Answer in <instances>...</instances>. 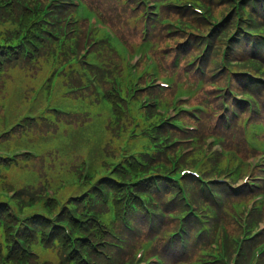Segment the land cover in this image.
I'll use <instances>...</instances> for the list:
<instances>
[{"label": "rangeland", "instance_id": "rangeland-1", "mask_svg": "<svg viewBox=\"0 0 264 264\" xmlns=\"http://www.w3.org/2000/svg\"><path fill=\"white\" fill-rule=\"evenodd\" d=\"M92 2L93 6L97 7L98 4H102V1L104 2L103 6L101 8H105V4L109 3V0H89ZM186 1V0H185ZM234 1V0H232ZM232 1L230 2L229 6L227 7H222V3L220 1H217L216 3L210 4L211 6V12L214 16L220 17L227 9L231 7ZM130 13L128 10H124L123 12H119L116 21L119 26H121L124 29L125 35L133 42L138 43L142 36L139 33L135 32H130L128 31L127 27L130 26V22H128ZM187 23H190L193 25V27L199 28V29H204L205 31L209 29V23L205 19H201V15L197 13L193 7H191V14L188 15L187 20L185 21ZM94 23V22H93ZM125 24V27L123 26ZM99 28L102 26L105 27V30L107 33H109V29L106 28V26L103 25L102 22H99L97 24ZM17 26L12 25L11 27V33L14 34L16 32ZM188 36L186 34L185 36L180 34L179 38L177 40H169L168 36L163 35L161 42L163 44V49H166L168 46H173L175 47L179 41H181V38ZM190 38V36L188 37ZM225 36H220L217 33L216 36V45L218 46L219 50L224 47V41ZM116 44L121 47V51L124 54L126 58L133 64L134 62L137 61V59L140 58H145L150 65L153 64V59L149 55V53H145L144 51H137L135 49H124L123 48V43L119 42V40H116ZM198 51V50H197ZM167 51H165L163 54H165ZM175 51H171L168 53V62L172 61ZM195 55V54H194ZM194 55H186V58L182 62V65L185 67L191 59H193ZM106 66L108 67L109 65H112L111 72H114L115 70L117 73L122 72L121 67L117 66V62H114L111 59L106 58L105 59ZM20 65V63H19ZM30 66H11L6 74L3 76H0V83L3 87L2 93L0 94V107H2V104L5 103L7 105V112L13 111L14 114H19V115H24L32 110L31 107V99L33 97V100H35V96H40L43 93V91L40 93V95L37 94V91H39L42 86V83L45 82V79H51L52 75V69L49 64V60H41L39 61L38 64H33V66L29 69ZM33 70V71H32ZM9 74V76L7 75ZM56 81L60 76L55 77ZM61 90L58 92V94H53V91L47 92L49 100H46L45 102L40 103V105L37 107L36 105H33V115L36 116L33 121H31L32 125H40L41 127L38 129H35V133L33 134L29 133L27 129L28 127L24 128L23 131L16 134L11 135V138L7 140L6 142H3L2 145H0L1 148H5V145L10 149L12 147L16 146H23L28 145V146H33V150L40 152L37 156L33 157V160H28L26 162L20 161V166L23 167L24 169L29 171H33L34 168L39 170L40 172V179L38 180L40 183H37L38 187H42L45 185V182L50 181L51 184L50 186L53 188L54 192L57 195H64L65 197H68L75 189L76 187L74 186L76 173L78 172V167L79 165L83 164L84 161V156L78 155L72 157L70 159V162H65L63 158L60 156V153L54 149V144H62L66 147L67 151L69 154H77L79 153L84 147L89 146V141H92L91 144L95 141L96 137L100 138V140H97L93 144L92 152L91 154H96L99 151L100 148V143L102 139V134H103V121H104V116L106 112V107L102 103L97 106L96 111L93 112L91 120L83 127L80 128H69L67 134H58L56 136H52L51 141L49 138L43 139L40 136H38L39 130L41 129V133L43 134L45 131L46 133L49 132H54L57 133L55 126H59L60 123H67V126H69L70 121L67 120V116L64 115L63 113H56L52 110V106L54 104H65L67 107L71 110H86L87 105L84 101L82 100H76L78 98L82 97H88L92 95L91 93L80 95L77 97V95H68L70 99H63L65 97L66 91L69 87H76L77 84L74 83V74L70 70H66L63 75H61ZM55 83V82H54ZM70 84V85H69ZM192 87H189L190 89ZM53 90V88H51ZM16 91V95L14 96V93ZM205 96H208L209 98L213 97V94L208 90L203 93ZM61 97V99H60ZM72 99V100H71ZM104 100V98H101ZM112 101H115L116 98L113 96L111 98ZM202 100L205 101H210L207 100L206 98L202 97L197 100V103L200 104L203 102ZM54 101V102H53ZM211 102L215 103L214 100ZM215 105V104H214ZM12 108V110L10 109ZM22 112V113H21ZM98 113L102 114V116H98ZM42 115L43 118L40 116ZM44 115H47L49 117V120L51 122H44L46 118H44ZM88 115V114H87ZM72 116H76V114H72ZM248 116V114L246 115ZM245 116V117H246ZM117 118H115V121H119L120 124H116L115 122L109 120V123L107 125V131L110 133V137H108V144H106L107 150L106 153L109 154L114 150L115 153H119L121 147L126 143L127 136L130 135L131 129H132V120L128 117H123L120 115L119 112H117ZM174 118H176L174 116ZM20 119V118H16ZM72 125L78 126V125H83L88 121V118L80 115L78 117H72ZM57 121V122H56ZM215 121V120H214ZM55 122V123H52ZM168 124L165 125V127H170L171 125L169 124L170 121L167 122ZM241 123V122H238ZM53 126L54 129L49 130L48 126ZM123 125L129 128L127 131V135L125 136L122 130ZM66 127V126H65ZM173 130V127H171ZM2 129V127H1ZM125 130V132H126ZM217 132H223V133H218L217 137L222 141V143H231V147H234L235 149H242L243 145L241 142H238V137L237 133L235 130L231 132V130L226 129L223 131H217ZM205 133V130L203 129V133ZM215 134L214 132H212ZM25 137L24 139H21L22 137ZM90 144V145H91ZM47 146H50V148H47ZM19 148H14L12 150H17ZM207 154H209V159L208 162L209 164L207 165V172L206 175L208 176H217L216 172L211 169V163L217 161L220 166H223L227 163L228 160H233V167L235 166L236 162H240V160L235 157V156H220V148L218 145L212 146L209 145L206 148ZM198 157H201L202 154L198 153ZM20 158L26 159L25 157H17L19 160ZM22 160V159H21ZM189 165H192L195 161H192L191 157L188 158L186 161ZM75 164V165H74ZM247 168V162H245ZM24 169H18L17 167H12L10 171L8 172L7 176V181L11 183L14 187L15 185L17 188H27L31 183L30 181L24 182L25 177L24 176ZM5 177V175H4ZM64 178H67L69 183L68 189H63V187L60 186V183ZM16 181H15V180ZM31 186V185H30ZM16 188V187H15ZM31 189L29 193H33V188L28 187ZM62 188V189H61ZM59 197V196H58ZM51 254L48 256L52 258L51 263H56V264H62L61 260V252L57 248H51Z\"/></svg>", "mask_w": 264, "mask_h": 264}, {"label": "trees", "instance_id": "trees-1", "mask_svg": "<svg viewBox=\"0 0 264 264\" xmlns=\"http://www.w3.org/2000/svg\"><path fill=\"white\" fill-rule=\"evenodd\" d=\"M150 186L153 188V185H150ZM169 188L167 187V189L170 190V191H168L166 193V196H169L171 194V192H172V190H171L172 188L171 187H169ZM153 190H154V188H153ZM165 202H167V200H165ZM0 215L1 216H7V219L9 221H13L12 211L3 202H1V201H0ZM144 215L145 214L142 212L140 216L141 217H144ZM33 220L36 222V224H41V222L50 223V225L52 227V223L49 221V219H48L47 216H40V215H38V216L34 217ZM42 228L44 230H49V228L46 225H42ZM52 232H54V234H59V236H61V237H59V239L62 242L65 243V240L67 239V237L65 236V233H64V231L62 229L57 228V227H53ZM64 249H63V251H64V254L63 255L66 256L67 255V245L64 247ZM15 250L16 251H19V248L17 247V245L15 246ZM24 255H25V253L23 252V253L18 254L17 256H24ZM22 259L23 260H26L23 257H22ZM66 264H67V260H66Z\"/></svg>", "mask_w": 264, "mask_h": 264}]
</instances>
